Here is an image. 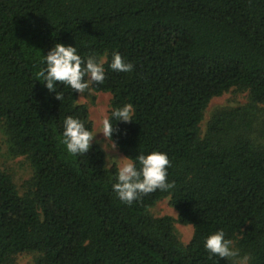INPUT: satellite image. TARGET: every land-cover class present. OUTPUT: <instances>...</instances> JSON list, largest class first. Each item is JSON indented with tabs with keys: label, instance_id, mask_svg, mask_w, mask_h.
<instances>
[{
	"label": "trees",
	"instance_id": "trees-1",
	"mask_svg": "<svg viewBox=\"0 0 264 264\" xmlns=\"http://www.w3.org/2000/svg\"><path fill=\"white\" fill-rule=\"evenodd\" d=\"M57 42L104 61L96 92L125 103L135 120L115 121L113 142L126 157L167 153L169 190L131 205L112 190L118 167L101 146L73 156L63 121L93 127L79 93L39 81ZM119 52L131 72L109 68ZM248 92L243 106L220 108L205 131L214 97ZM0 131L33 177L23 193L0 167V264L36 254V264H264V0H0ZM169 198L178 213L154 216ZM192 225L185 245L175 222ZM223 230L236 255L204 248Z\"/></svg>",
	"mask_w": 264,
	"mask_h": 264
},
{
	"label": "clouds",
	"instance_id": "clouds-1",
	"mask_svg": "<svg viewBox=\"0 0 264 264\" xmlns=\"http://www.w3.org/2000/svg\"><path fill=\"white\" fill-rule=\"evenodd\" d=\"M44 64L45 67L37 73L38 80L50 92H55L59 100L62 99V94L57 91L58 83L83 94L94 83L103 84L105 80L104 61L94 55L82 58L73 45L55 43L47 54H44ZM109 68L127 73L133 70V64L126 61L119 52H114ZM134 120L135 109L130 103L113 108L109 115L103 117L99 130L86 126V122L77 117L67 116L63 121L61 142L69 154L83 156L99 132L103 134L107 143L99 139L96 143L101 145V148L114 150V122L129 123ZM169 166L167 153L158 150L141 152L134 159L130 156L125 157L118 166L112 190L121 202L131 205L144 194L172 189L174 184L168 180ZM231 245L232 241L226 238L223 230L211 232L204 239L205 250L219 258L236 255Z\"/></svg>",
	"mask_w": 264,
	"mask_h": 264
},
{
	"label": "rangeland",
	"instance_id": "rangeland-1",
	"mask_svg": "<svg viewBox=\"0 0 264 264\" xmlns=\"http://www.w3.org/2000/svg\"><path fill=\"white\" fill-rule=\"evenodd\" d=\"M112 94L108 92H96L92 86L85 93L80 94L78 102L86 104L89 109L90 119L93 123V127L99 130L101 121L104 116L109 115L111 108ZM249 102L248 92L240 91L236 88L231 89L225 94L214 97L204 115L201 127L202 131L206 130L208 121L210 120L214 111L220 108H232L243 106ZM99 139L102 142L107 143L104 140L102 133H97L96 138L92 144H96V140ZM101 146V145H99ZM106 165L108 167L119 166L121 161L126 157L119 148L115 145V149H105ZM0 167L10 172L13 176L14 182L21 193L24 192L27 183L33 177V168L24 156H12L9 153V146L5 134L0 131ZM151 213L156 217L171 216L177 219L178 213L176 209L170 204L169 198H163L157 201L150 209ZM175 229L183 244L187 245L193 236L194 228L189 224H182L178 221L175 222ZM34 253H23L18 255L15 264H36Z\"/></svg>",
	"mask_w": 264,
	"mask_h": 264
}]
</instances>
